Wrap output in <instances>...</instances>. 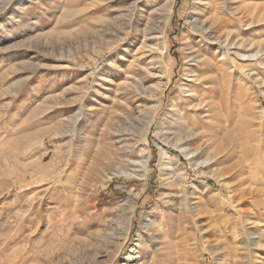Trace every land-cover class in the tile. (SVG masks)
<instances>
[{
  "label": "rangeland",
  "instance_id": "1",
  "mask_svg": "<svg viewBox=\"0 0 264 264\" xmlns=\"http://www.w3.org/2000/svg\"><path fill=\"white\" fill-rule=\"evenodd\" d=\"M163 1L139 2L130 24L134 0H0V264H264V48L235 51L264 45V0H226L250 15L238 46L194 26L207 0H175L161 70L159 40L143 49L134 25ZM198 46L219 65L198 70ZM184 108L223 128L193 136L192 159L174 136L195 123Z\"/></svg>",
  "mask_w": 264,
  "mask_h": 264
},
{
  "label": "bare ground",
  "instance_id": "2",
  "mask_svg": "<svg viewBox=\"0 0 264 264\" xmlns=\"http://www.w3.org/2000/svg\"><path fill=\"white\" fill-rule=\"evenodd\" d=\"M120 1V0H119ZM175 0H164L163 3L161 4L160 7H156V8H150L149 11H150V14L148 12L147 14V19L145 21L144 24L142 25H134L135 26V35L134 37L143 43V49L146 48L148 45V41H151V40H159V43H157L158 45L151 49L150 50V55L153 57V62L155 64L158 65V67L162 70L164 69V67L166 66L163 62H162V55L165 51V45L161 42H163V38H164V34H165V30L166 28L168 27L169 23H170V20H171V16H172V10H173V4ZM202 1V0H201ZM230 1V0H228ZM228 1L226 0H207L204 4H203V11H201V16L199 17V19L201 20L198 21V20H195L193 21L192 23L194 24V26L200 30L201 32H203L204 34L206 32H208L209 34H219L218 36H226V40H232V38H230V36H233V32H232V28L234 26H238V24H242V23H245L246 21H248L249 19V16L246 15L245 13L244 14H237V11L238 9H242L241 6L240 8L239 7H236L238 9H233L231 7H229L228 9ZM135 4L133 6L134 10H130V13L129 15H132L130 18H129V23L132 24L134 23L133 22V19H134V16L136 14V11H138V6H139V2L141 4L142 0H134ZM232 2V1H231ZM235 2V0H234ZM240 2V1H237V3ZM143 3V2H142ZM198 4V3H197ZM202 3H200L201 5ZM257 4V3H255ZM196 6V5H195ZM198 7V6H197ZM200 7V6H199ZM253 7H255L254 9H258V6L257 5H253ZM201 8V7H200ZM3 9V8H2ZM69 9V8H68ZM73 9V11H72ZM245 9H248V7ZM253 8H250L249 11L250 13L253 11H255ZM71 11L69 12H73L74 14H77V12H79V8L77 9V7H72L69 9ZM244 10V9H243ZM163 13V14H162ZM164 13H165V17H164ZM249 13V14H250ZM71 14V13H69ZM72 16V15H71ZM126 16V15H125ZM257 17V16H256ZM163 19L164 20V25L163 26H154L155 22L157 21V19ZM123 19V18H122ZM259 19V18H258ZM120 20V19H119ZM251 21V20H250ZM142 22V21H141ZM121 23V22H120ZM124 23V22H122ZM121 23V24H122ZM120 24V25H121ZM247 24V23H246ZM253 22L249 23V25H252ZM133 26V25H132ZM122 28V27H121ZM125 28V27H124ZM123 28V29H124ZM132 28V27H131ZM134 29V28H133ZM131 30V29H130ZM129 32V30H128ZM131 33V32H130ZM203 37V36H201ZM205 38V37H204ZM215 38V37H214ZM219 38V37H218ZM221 38V37H220ZM127 39V38H126ZM133 39V38H132ZM217 39V38H215ZM236 39V38H235ZM225 40V41H226ZM215 41V40H214ZM223 41V40H222ZM220 42V41H219ZM218 42V43H219ZM232 42H235L232 40ZM239 42V41H238ZM252 42V41H251ZM258 45H259V48H258V51H256L255 53L253 54H247L245 51H243V48L245 47L244 46V42L239 44L240 46V49L238 48L237 50H235L236 52H238V54L240 56H243V57H250L251 56H255L258 54V52L260 51H263V48H264V45L262 44V42H259L257 41ZM227 43V42H226ZM238 46V43L235 42ZM254 44V42H252ZM156 44V43H155ZM214 44V43H213ZM234 44V43H233ZM232 44V46H233ZM199 45V44H198ZM202 45V44H201ZM120 46V45H119ZM203 47V46H202ZM205 47V46H204ZM220 47V46H219ZM142 48V47H141ZM210 48V47H209ZM212 49V48H211ZM236 49V48H235ZM194 51V50H193ZM208 51H210L208 49ZM230 51V50H229ZM250 51V50H249ZM146 52L142 50V52L140 53L139 57L141 56V54H145ZM212 53V52H211ZM210 53V54H211ZM206 50L204 48H201V46L198 48H196V50L194 52H192L191 54L189 53V56H192V58H196V57H199V56H204V58L208 57L209 55L206 54ZM217 56V55H216ZM221 56V54H220ZM219 56V57H220ZM225 56V54H224ZM188 57V55H187ZM162 58V59H161ZM253 58V57H252ZM255 58V57H254ZM208 60H205L206 62H202V63H199L196 65L197 69L198 70H212V65L215 63L216 65H219L218 63V60L215 58V57H208L207 58ZM224 59H228L227 56L224 57ZM139 60V59H138ZM143 60V59H141ZM195 60V59H194ZM222 61V60H221ZM220 61V62H221ZM227 61V60H226ZM258 63L260 64H263L264 63V57H260L256 60ZM201 62V61H200ZM224 62V61H223ZM198 63V61H197ZM165 65V66H164ZM259 70V69H258ZM208 72V71H207ZM169 74V73H168ZM165 75V73H164ZM168 76V75H167ZM205 78V77H204ZM203 78V79H204ZM206 83V81H204ZM139 83H143V79L142 78H139ZM139 83L136 82V85H139ZM131 84V83H130ZM133 84V83H132ZM135 85V84H134ZM141 85V84H140ZM203 85V84H202ZM199 86V85H198ZM137 88V87H136ZM198 89V88H197ZM208 92H212L213 89L211 87H208L207 88ZM151 92H153V88L150 89ZM190 91V90H189ZM193 91V90H192ZM163 92V90H162ZM195 93V92H194ZM161 94V93H159ZM208 94V93H207ZM198 95V94H197ZM211 96H213L211 94ZM160 98V97H158ZM209 97H204L203 100L205 101L206 103V106L208 107H211L212 104L214 102L210 101V100H207ZM162 99V98H160ZM193 99V98H192ZM196 99V98H195ZM201 99V98H200ZM212 99V98H211ZM194 100V99H193ZM185 102V101H184ZM160 100L158 102H155L154 104H152V106L150 107L151 111L150 114H148L145 118H146V130H145V135L146 133H148L149 130H151V127L153 125V123L156 121V114L158 112V109H159V106H160ZM201 103V102H200ZM199 103V104H200ZM184 104V103H183ZM195 104V103H194ZM186 105V104H185ZM184 106V105H183ZM194 106V105H193ZM202 106V104H201ZM83 106H81L82 108ZM197 107H199V105H197ZM180 108V107H179ZM216 109V108H215ZM80 110V109H79ZM204 110V108H203ZM202 110V111H203ZM83 111V110H82ZM181 111V110H180ZM184 113L182 112L183 115L179 114L180 112H178L177 114V117L178 119H185L188 123V120L190 119V109L188 108H184L183 109ZM196 111V110H195ZM198 111V110H197ZM205 112V111H204ZM85 113V112H84ZM83 113V114H84ZM192 113V112H191ZM195 113V112H194ZM200 113V112H199ZM189 114V119L187 120V116ZM203 114V113H202ZM82 114H79L77 117H81ZM175 115V114H174ZM216 115V114H215ZM195 117V115H192ZM197 116V114H196ZM176 117V116H175ZM198 117V116H197ZM215 117V116H213ZM205 120L203 122H201L198 118H193V122H195L194 125L195 127H197L198 130H196L195 127H184L185 125H181L182 128H180V130H178L179 132L176 131V134L174 135L176 138H175V141L179 144L180 143V147L183 149L185 155H187L188 157H190L192 159L193 155H195L194 153L198 152L201 148H202V145L197 143V145L199 146H195V147H192V148H189V145L193 146V144L195 142H197L198 139H195L194 140V137L196 134L199 133L198 137L201 136V137H205L206 135H213L212 137H216L218 136L219 134L218 133H221L223 132L222 131V126L218 123V122H215L212 118L209 117H204ZM75 122H77V120H79L78 118H73ZM176 118V121L178 120ZM192 120V119H191ZM74 122V123H75ZM79 122V121H78ZM180 122V121H179ZM190 123H193L189 120ZM188 123V124H190ZM179 124V123H178ZM181 124V123H180ZM185 124V123H184ZM177 126V125H176ZM228 128V127H227ZM211 129V130H210ZM226 128H224L225 130ZM227 131V130H226ZM206 136V137H208ZM210 137V136H209ZM200 140V139H199ZM166 142V141H165ZM165 142H162V143H159V149H160V154H161V167L163 169V177H165L166 180H169L168 181V184H171V183H176V179L174 178V170H173V160H172V156L170 154V148L168 146V144H166ZM223 147V145H222ZM262 146H260V150H261ZM202 151V150H201ZM200 152V151H199ZM243 152V151H242ZM192 156V157H191ZM196 156V155H195ZM262 158V156H261ZM256 162H254L253 164L251 163L249 165V167H257V165H259V160L258 158L256 157ZM208 161H210V159H208ZM206 160V162H208ZM242 162V161H241ZM258 162V163H257ZM262 162V161H260ZM142 163V166H143V174L146 173L145 171L147 170V163H148V159H146L145 161H141ZM235 167V166H234ZM260 168V166H258V169ZM263 172V170L261 171ZM260 172V173H261ZM263 177V175H262ZM257 213V212H256ZM246 214V213H245ZM145 224V223H144ZM151 226V225H150ZM146 231V230H145ZM156 231V230H155ZM163 234V233H162ZM251 235V234H250ZM253 235V234H252ZM251 235V237H253ZM162 237V236H161ZM162 240V239H161ZM166 240V239H165ZM164 241V240H163ZM168 241V240H167ZM258 244V243H257ZM162 250V249H161Z\"/></svg>",
  "mask_w": 264,
  "mask_h": 264
}]
</instances>
